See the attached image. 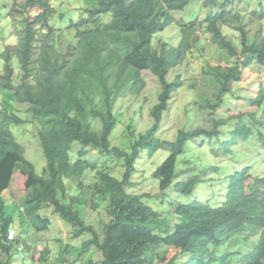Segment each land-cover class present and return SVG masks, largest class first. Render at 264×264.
<instances>
[{"label": "trees", "instance_id": "1", "mask_svg": "<svg viewBox=\"0 0 264 264\" xmlns=\"http://www.w3.org/2000/svg\"><path fill=\"white\" fill-rule=\"evenodd\" d=\"M192 1L92 0L93 7L86 9V16L68 26L76 30L77 42L60 50L56 46L61 40L56 37L58 30L50 22L55 14L50 0H14L10 13L22 15V36L1 54L5 66L0 87L11 90L19 103L29 106L39 126L38 138L47 165L41 174L37 172L11 129L12 124H23L25 119L0 106V211L4 208L3 193L10 190L24 199L23 210L33 227L42 231L49 228V221L40 211L46 205L53 206L75 229L76 238L92 235L88 246L102 252L100 264H207L216 257L221 264H232V247L242 238L248 241L253 236L257 237L254 247L237 264H264V176L253 174L249 166L241 170L235 167V173L225 178L226 198L217 206L195 195L197 185L204 182V172L180 179L183 171L177 168L178 157L187 144L201 136L221 137L223 119H216L211 130L183 128L174 140L158 135L169 102L183 84L179 74L173 80L168 77L198 42L194 41L196 27L193 23L182 27L179 44L169 46L162 41L159 48L154 40L175 22L173 13L184 10ZM235 1L204 0L203 4L212 9L205 24L213 41L225 52L227 63L203 70L218 87L217 101L203 104L214 110L233 83L242 80L245 69L264 67V0L255 1L257 9L248 14L226 10ZM244 1L251 0H240ZM105 13H112L110 22H102L100 16ZM249 21L251 25L258 23L253 32L247 28ZM226 25L239 32L238 41V35L225 34ZM15 59L20 66L18 83ZM145 71L161 84L159 101L151 110L155 122L130 150L112 146L110 138L117 126L115 101L127 87L140 93L145 86ZM262 98L259 94L254 101L259 105ZM96 120L102 123L101 130L93 125ZM75 142L83 147L73 159ZM91 149L101 156L122 159L123 177L112 174L108 167L101 170L88 158ZM161 149L168 150V155L152 177L164 195L174 192L182 196L179 203L173 200L174 211L165 216L147 203L145 195L131 191L142 155L152 157ZM226 149L232 151L229 143ZM87 171L96 173V181L88 187L105 203L111 217L103 236L86 223L78 208L87 204ZM71 181H77L79 193L66 202ZM12 222L11 215L5 218L0 236V251L8 256L16 242L15 236L11 237ZM224 247L225 252L217 255Z\"/></svg>", "mask_w": 264, "mask_h": 264}, {"label": "rangeland", "instance_id": "2", "mask_svg": "<svg viewBox=\"0 0 264 264\" xmlns=\"http://www.w3.org/2000/svg\"><path fill=\"white\" fill-rule=\"evenodd\" d=\"M23 1V0H22ZM221 1V0H220ZM257 0H236L226 10H240L250 13L257 9ZM55 8V14L51 18V25L58 30L56 46L65 50L69 45L77 42L76 30L69 29L71 22H76L86 16V9L93 7L92 0H50ZM204 0H193L184 10L174 12L175 22L166 30L156 35L154 45L160 48L162 41L168 45L179 44L183 38L182 27L193 23L196 27V35L191 51L185 56L183 63L175 68L168 79L173 80L177 74L182 78V86L173 94L169 102L168 111L160 123L159 137L163 140H174L179 130L214 128L216 119H223L220 128L221 137L201 136L191 140L185 152L178 157L177 168L183 171L181 180H186L192 174H201L202 179L196 188L197 199L217 206L226 198L225 178L235 173L244 166H249L255 175L264 176V67L254 65L243 71L240 82H234L232 89L223 96V102L216 110L207 108L205 102L217 101V86H214L211 78L203 74L204 69H209L217 63L227 64L225 52L213 41V36L207 30L205 19L212 9L204 7ZM8 5L10 6L8 9ZM14 0H0V73L3 72L5 61L1 54L9 47L17 44L22 36L23 18L20 15H11L10 11ZM213 12H216L214 9ZM112 13L100 16L102 22L112 20ZM21 19V20H20ZM258 23L249 21L247 27L252 32L256 30ZM254 27V28H253ZM225 34L235 36L239 40V32L230 26H224ZM190 40V39H189ZM193 40V37H192ZM190 40L191 43L193 41ZM62 41V42H61ZM16 68L18 83L20 66L18 61H13ZM231 62H229L230 64ZM145 80L144 89L140 93L131 91L127 87L119 94L115 101L114 115L117 118V126L111 135L112 146L131 149V145L141 133H145L154 124L151 115L152 108L159 101L161 84L151 72H143ZM259 94L263 95L262 102L258 105L254 100ZM6 106L10 111L16 112L25 119L23 124H12L11 129L17 140L26 148V157L35 165L37 172L42 173L47 165V158L38 138V124L32 116L27 104L19 103L9 89L0 87V106ZM93 125L101 130L102 123L94 121ZM231 145L228 152L227 144ZM80 142L73 144L71 155L75 159L77 152L82 149ZM168 155V150L161 149L152 157L143 154L137 162L136 172L133 174L132 193L145 195V200L156 210L163 213L174 211L171 204L173 200L179 203L182 196L170 192L163 194L158 182L152 177L154 171L163 163ZM88 158L100 165V169L106 167L119 178L123 177L125 165L122 159L101 156L91 149ZM210 167H214L211 169ZM221 167L222 169H218ZM96 181V173L87 171L84 177L86 187L87 204L78 207L88 225L94 226L103 236L104 227L111 217L107 207L101 198L94 197L88 186ZM77 181H71V188L64 199L69 202L72 195L79 193ZM14 186V184H13ZM15 196L10 190L3 193L4 208L0 211V236L5 218L12 216L11 228L15 233V245L8 256L0 251V263L8 264H100L103 259L102 252L95 246L89 245L92 238L90 233L75 237V229L55 212L54 207L44 206L40 214L49 221V228L38 231L32 225V220L23 210L24 199ZM170 211V212H169ZM23 217V218H22ZM175 222L177 217L173 218ZM25 220V221H24ZM256 236L248 241L243 239L232 247L235 252L232 264L249 252L255 244ZM38 248H32L33 246ZM226 248L218 251L223 254ZM207 264H221L219 257ZM230 264V263H229Z\"/></svg>", "mask_w": 264, "mask_h": 264}, {"label": "built area", "instance_id": "3", "mask_svg": "<svg viewBox=\"0 0 264 264\" xmlns=\"http://www.w3.org/2000/svg\"><path fill=\"white\" fill-rule=\"evenodd\" d=\"M14 236H16V235H15V233H14V231H13V232L11 233V237H14ZM32 248L35 249V248H38V246L36 245V246H33Z\"/></svg>", "mask_w": 264, "mask_h": 264}]
</instances>
